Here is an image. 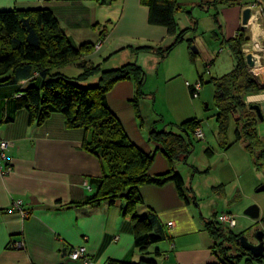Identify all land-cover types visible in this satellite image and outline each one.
Here are the masks:
<instances>
[{
  "label": "crops",
  "instance_id": "crops-1",
  "mask_svg": "<svg viewBox=\"0 0 264 264\" xmlns=\"http://www.w3.org/2000/svg\"><path fill=\"white\" fill-rule=\"evenodd\" d=\"M115 1L114 12L110 15L114 24L106 32L100 52H92L83 61L99 64L104 70L117 69L131 62L145 69L143 61L151 60L155 55H134L130 48H159L172 38L164 27L148 23V8L141 0ZM253 1L237 0L235 6H219L221 42L235 37L241 30L247 38L245 49L255 52L250 48L257 44L264 49V0H260L259 5H254ZM38 8L51 10L75 48L99 40L95 26L99 27L100 21L107 19L96 4L88 0H0V10ZM247 8L253 11V16L248 26L243 28L241 14ZM255 53H258V59L252 71L258 73L264 71L261 68L264 65V52ZM66 68L57 72L68 77L63 73ZM80 74L78 69L75 77L68 78H76ZM262 78L264 81V72ZM90 79L91 83H96L98 76H92L85 82ZM85 82L80 84L85 85ZM27 85L24 81L22 85L0 87V139L13 144L9 153L12 172L7 176L0 175V264H79L69 260L67 254L81 245H84L95 264H105L108 260L138 261L140 254L133 246L131 221L122 214L125 205L123 199H117L113 205L101 202L95 206H76L94 192L93 188L88 189L85 182L101 174L97 159L81 149L83 130L67 129L60 114H52L41 126L29 124L25 109L16 110L12 114V121L1 123L12 110L7 99L16 95L18 86L25 88ZM150 99V95L141 98L136 95L133 80L114 84L106 94L108 107L128 139L143 152L153 154L148 174L159 176L169 170V163L149 137L150 124L144 127L145 121L141 119L139 126L135 120L141 117L139 102L145 107ZM244 103L247 107L258 105L264 117V90L245 96ZM186 119L196 118L187 116L182 122ZM259 122L257 134L264 141ZM243 149L242 161L249 162L244 144ZM173 168L180 175L175 165ZM138 192L143 201V206L137 208L138 214L153 210L169 237V240L161 243V247L159 244L165 257L159 258L158 264L215 262L211 252L213 241L205 231L204 219L208 220L219 213L208 210L203 214L199 211L200 206L186 204L170 182L160 187L140 186ZM17 200L21 201L22 208L28 213L24 219L10 213L13 202ZM167 223H172V226L168 227ZM115 237L117 240H114ZM17 243L23 244L24 248H12ZM171 245L173 249L170 250Z\"/></svg>",
  "mask_w": 264,
  "mask_h": 264
},
{
  "label": "trees",
  "instance_id": "trees-1",
  "mask_svg": "<svg viewBox=\"0 0 264 264\" xmlns=\"http://www.w3.org/2000/svg\"><path fill=\"white\" fill-rule=\"evenodd\" d=\"M88 1L99 3L100 0ZM259 1L254 0L253 4L259 5ZM141 2L148 8V23L164 27L172 43L164 48H134L135 54L151 53L164 59L183 41L189 47L192 46V40H186L185 37L188 32L195 31L196 20L191 29L183 30L178 28L176 22L178 13L184 12L191 17V12L184 10L177 0ZM203 5L201 3L199 8L216 11L218 6L237 5V0H211L205 4V8ZM262 13L264 15V10ZM213 19L217 25L218 12ZM105 33V30L99 33V40ZM222 44L226 45L231 54L233 68L229 73L219 78H210L207 82L213 87V117L217 125V138L222 150L230 148L226 143V131L232 119L236 125L235 142L242 141L252 165L264 171V141L257 134L258 119L244 103L245 96L258 94L264 88L245 63L243 49L247 38L244 32L238 31L235 37ZM92 52L93 44L75 48L48 8L0 10V87L22 85L24 81L28 83L25 88L18 86L16 95L7 99L12 110L1 123L12 121V114L16 110L25 109L29 124L41 126L52 114H60L67 129H82L84 136L81 149L97 159L101 174L88 180L94 192L76 203V206H95L101 202L113 205L117 199H123L125 205L122 214L131 221L133 246L140 254L136 262L108 260L105 264H158V259L165 257L158 245L169 240V237L153 210L138 214L137 208L143 206L138 188L145 185L160 187L170 182L186 204L197 205L195 198L190 195L191 191L186 194L188 190L185 191L184 182L173 167L180 162H187L194 149L191 138H194V130L200 128L201 122L190 119L176 126L169 124L162 130H157L156 122L151 124L149 137L166 158L169 170L159 176H150L148 170L153 154L143 152L128 139L106 101V94L114 84L125 80L135 81L139 98L147 96L143 92L146 74L135 62L117 69L104 70L100 65L93 66L83 61ZM190 59H193V53H190ZM70 65L81 71L76 78H68L57 72ZM95 75L98 81L94 86L79 85ZM38 80V86L29 85V82ZM197 82L202 85L201 78ZM187 89L193 98L192 88ZM173 127L176 128L175 132L171 129ZM214 217L208 220L203 218L206 220L205 231L213 241L211 252L215 262L210 264H226L215 251L217 223ZM260 222H264V217L260 218ZM240 250L245 255L244 259L237 257L234 263L230 260V264H264V254L255 259L248 252Z\"/></svg>",
  "mask_w": 264,
  "mask_h": 264
},
{
  "label": "rangeland",
  "instance_id": "rangeland-1",
  "mask_svg": "<svg viewBox=\"0 0 264 264\" xmlns=\"http://www.w3.org/2000/svg\"><path fill=\"white\" fill-rule=\"evenodd\" d=\"M177 1L183 9L191 12V17L184 13H178L176 16L178 28L180 30L191 29L194 26L193 21L196 20L195 31L188 32L185 37L186 40H192V46L189 47L188 43L183 41L166 58L160 59L155 55L152 56L153 59L143 61V66L146 69H143L146 74L143 92L150 95L151 99L148 100L145 107H142L141 101L139 102L141 117L135 118V120L139 126H141V119L145 121L144 127L148 124L151 126L153 122H156L157 130H162L164 126L169 124L179 125L187 116L195 117L201 121L204 140L197 141L191 138L194 146L192 153L186 163L180 162L175 167L178 168L184 181L185 191L188 190L186 194L189 190L191 191L190 195L195 198L196 206H200L199 211L203 214H206L208 210L219 213L213 215L217 223L215 251L217 255L220 254L219 258L224 263L230 264V260L234 263L237 257L242 260L245 256L236 244L238 237L245 236L250 243L255 244L254 233L264 231V222L253 221L243 215L247 207L256 205L259 208L260 218L264 217V192H256L259 186L264 185V171L255 168L250 160L249 162L242 161L243 153H245L243 142H235L236 125L232 119L229 121L226 131V143L230 147L232 145V150L231 148L227 151L222 150L217 138V125L213 117L215 114L212 104L213 87L207 82L210 78H219L229 73L233 68L231 54L226 45L221 42V31L218 28L220 22L216 25L213 19L216 12L219 14L221 7L218 6L216 11L214 9L205 11V9L199 8L200 4H204L203 7L205 8V4L211 0ZM238 1L246 2L247 0ZM93 3L107 17V19L100 21L102 23H99V27L98 25L95 26L98 29L96 34L98 35L104 30L108 33L114 24L111 16L116 1L100 0L99 3ZM251 14L252 18L253 11ZM105 37H101L102 39L93 43V52H100ZM98 43H101V47L96 50L95 47ZM171 43L172 40L166 42L162 47L164 48ZM139 47L143 46H132L130 50L135 55L133 49ZM260 48L263 49V46L260 47L257 44L251 46L250 49L263 53L264 49L260 51ZM219 49L222 50L220 53ZM247 49L249 50V48ZM247 49L244 47L243 53H247L245 51ZM255 52L251 51L248 54L255 56L257 62L256 54L258 53ZM190 53H193L192 60ZM261 68H264V65H261ZM77 70L76 67L70 65L63 73L68 77H75ZM262 72L264 71H260L258 74L261 75ZM200 78L202 85L198 92L199 95L196 99H192L185 82L192 84L199 81ZM30 84L38 86L39 80L29 82ZM94 84L91 83L90 79L85 82V85H79L87 87L94 86ZM205 105H207L208 110H205ZM259 126L261 128L260 134L264 136V120L259 122ZM166 129L169 130V127ZM171 129L176 131L174 127ZM224 214L234 219V227L229 228L222 223L221 217Z\"/></svg>",
  "mask_w": 264,
  "mask_h": 264
},
{
  "label": "built area",
  "instance_id": "built-area-1",
  "mask_svg": "<svg viewBox=\"0 0 264 264\" xmlns=\"http://www.w3.org/2000/svg\"><path fill=\"white\" fill-rule=\"evenodd\" d=\"M101 47V43H98L95 47L96 50H99ZM260 51H262L263 49L260 48ZM246 52H249V50H245ZM221 52V50H219V53ZM255 57V56H254ZM250 73L255 76L257 78V76L259 75L258 73H254L252 71V69L250 70ZM263 75V72H262ZM187 87H191L193 90V99H196L198 97V92L200 90V83L197 82L193 85H189L188 83H186ZM193 137L197 140V141H203L204 140V135L203 132L201 130V128H196L194 130L193 133ZM13 148V144L0 139V175L1 176H7L12 172V166L10 163V156L9 153L11 151V149ZM85 185L88 187V189H90L88 182H85ZM10 213H15L18 214L21 218H26L28 213L27 211H25L22 208V203L20 200H17L15 202H13L11 208H10ZM222 223L226 226H228L229 228H232L235 226V221L234 219H232L230 216L224 214L221 217ZM168 227L172 226V223H167ZM114 240H117V238L115 237ZM263 243H264V237H263ZM12 248L20 250L24 248V245L21 243H17L12 245ZM173 249V246H170V250ZM67 257L69 260H71L72 262H77L79 264H95V262H93V260L88 256L86 248L84 247V245H81L79 247H74L72 248L69 253L67 254Z\"/></svg>",
  "mask_w": 264,
  "mask_h": 264
},
{
  "label": "water",
  "instance_id": "water-1",
  "mask_svg": "<svg viewBox=\"0 0 264 264\" xmlns=\"http://www.w3.org/2000/svg\"><path fill=\"white\" fill-rule=\"evenodd\" d=\"M251 10L249 8L244 9L241 14V24L243 28H246L249 24V21L251 19ZM245 63L247 67L251 70L255 68L256 66V60L253 57L252 54H246L245 55ZM257 79L259 83L264 86V81L261 75L257 76ZM207 105H205V108ZM248 109L250 111H253L258 119V121L262 122L264 120V117L261 113V110L258 105L251 104L248 106ZM256 192H264V185L259 186L256 189ZM243 215L253 221H259L260 220V212L259 208L256 205H251L247 207ZM263 237H264V231H256L254 233V239L256 241L255 244L250 243L245 236H240L236 243L237 245L243 250L249 253L252 257L255 259L261 258L264 254V243H263ZM64 252V251H63ZM62 257H64V253H62Z\"/></svg>",
  "mask_w": 264,
  "mask_h": 264
},
{
  "label": "bare ground",
  "instance_id": "bare-ground-1",
  "mask_svg": "<svg viewBox=\"0 0 264 264\" xmlns=\"http://www.w3.org/2000/svg\"><path fill=\"white\" fill-rule=\"evenodd\" d=\"M257 38V37H256ZM250 52V51H249Z\"/></svg>",
  "mask_w": 264,
  "mask_h": 264
}]
</instances>
